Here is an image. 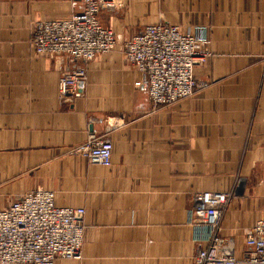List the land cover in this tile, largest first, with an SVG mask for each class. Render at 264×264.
<instances>
[{
    "label": "crops",
    "instance_id": "0c3cea01",
    "mask_svg": "<svg viewBox=\"0 0 264 264\" xmlns=\"http://www.w3.org/2000/svg\"><path fill=\"white\" fill-rule=\"evenodd\" d=\"M81 11V0H0V210L36 190L83 209L82 259L55 264H195L211 231L190 223L194 195L230 192L218 234L244 264L264 221V0H123L97 17L114 50L61 100L70 64L36 55L32 29ZM156 24L206 27L212 56L191 98L153 111L122 47ZM91 135H107L109 167L71 153Z\"/></svg>",
    "mask_w": 264,
    "mask_h": 264
},
{
    "label": "built area",
    "instance_id": "2783aa9c",
    "mask_svg": "<svg viewBox=\"0 0 264 264\" xmlns=\"http://www.w3.org/2000/svg\"><path fill=\"white\" fill-rule=\"evenodd\" d=\"M82 11L59 21L34 24L30 46L36 55L62 56L70 69L57 83L61 100L78 95L85 87L87 65L116 46L113 32L97 20L100 13H112L123 0H81ZM207 28L156 24L123 44L126 62L140 76L135 87L144 90L151 110L168 107L191 98L201 88L194 69L212 56ZM112 145L107 137L89 136L71 153L90 165L110 166ZM232 198L230 192H202L194 195L190 223L207 227L211 237L195 256V264H240L230 240L219 236L220 223ZM81 208L58 207L55 194L47 190L25 193L0 210V264H55L80 261L84 235ZM244 264H264V221H257L245 240Z\"/></svg>",
    "mask_w": 264,
    "mask_h": 264
}]
</instances>
